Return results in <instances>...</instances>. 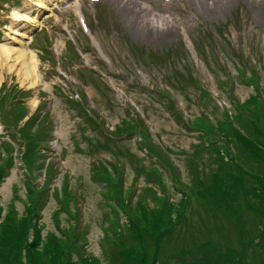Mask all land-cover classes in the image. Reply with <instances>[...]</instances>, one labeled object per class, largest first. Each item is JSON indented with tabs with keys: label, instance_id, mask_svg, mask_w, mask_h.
Segmentation results:
<instances>
[{
	"label": "rangeland",
	"instance_id": "rangeland-1",
	"mask_svg": "<svg viewBox=\"0 0 264 264\" xmlns=\"http://www.w3.org/2000/svg\"><path fill=\"white\" fill-rule=\"evenodd\" d=\"M254 95L264 102V0H0V264H109L129 218L170 196L182 213L165 239L175 249L157 245L165 262L223 255L236 264L245 250L250 264L264 260L255 240L264 221L249 209L261 202L222 186L230 169L245 188L263 176L264 163L243 161L234 137ZM101 126L130 136L107 143ZM104 165L115 189L118 173L128 187L111 207ZM59 229L76 250L70 261L51 249ZM132 248L121 264L142 255L137 239Z\"/></svg>",
	"mask_w": 264,
	"mask_h": 264
},
{
	"label": "trees",
	"instance_id": "trees-1",
	"mask_svg": "<svg viewBox=\"0 0 264 264\" xmlns=\"http://www.w3.org/2000/svg\"><path fill=\"white\" fill-rule=\"evenodd\" d=\"M168 54L171 55L170 52H168ZM182 88H185V87L182 86ZM260 98L261 96L256 95V96L251 97L249 101L243 103V104L249 103L251 99H253L254 101V103H252L251 106H249L250 103L247 105L249 106L247 107L248 109H244L241 107L242 109H244L242 114L245 115L243 118L244 119L243 125L246 131L244 132L240 130L234 131V137H235L236 142H238V148L239 150H241V152L244 154V157L246 158V160H243V161L248 160L252 162L253 160H256L260 163H264V129L263 128L261 129L259 127V121H260V125L263 123V127H264V104H263V101L260 100ZM243 104H241V106ZM171 108L173 109V106H171ZM25 117L26 116H24L23 118ZM28 125L29 123L25 125V127L23 128L24 131L28 129L27 128ZM123 133H125V131ZM35 137H36L35 135L30 134V136L23 138L24 142L27 143V147L31 145V147H28V148L33 149L35 147L33 145V143L36 142ZM108 142L110 141L108 140L107 143ZM31 155L32 154H29V152L26 153V157L28 158H31ZM113 158H115V156H113ZM130 160L131 162L135 161L132 158H130ZM231 161H234V159L232 158ZM109 165L111 166L112 170L116 171L112 164L109 163ZM102 170H103L104 187L105 188H107L108 186L112 187L110 192L107 191V193H110V195L106 194V197L108 198L106 204H108L109 207H111L114 202H118V200L120 199L122 200L124 196L126 198L127 193H128L127 191L128 187L125 185L123 186L122 181L120 179L121 174L118 173L117 178L115 180L117 183L116 185H118V187L117 189H115V185L113 184V182L110 181L108 178L106 179V177L110 176V170L108 166L104 165L102 167ZM230 171L228 173V176L231 177L230 184L228 185L223 184L222 186L225 187L226 189H238L239 195L241 194V197L249 199L251 195L253 198V201L256 200L258 202H261V204L259 203L260 205H258V207L257 206L250 207L249 209L251 211V214L253 213L254 216L259 217L264 221V169H262L261 171V175H263L261 179L255 178L254 180L250 178L251 182L257 181L258 182L257 186L259 187L255 186L256 183H254L255 185L254 186L251 185L249 186V188L241 187L240 181H238L239 177L234 176V175L232 177L230 174ZM1 175H2V171H1ZM230 187H233V188H230ZM176 189L179 191L178 188ZM29 193H31L32 195L35 194V193H32L31 190H29ZM180 193L182 194L183 192H180ZM40 194L41 196L43 195L42 193ZM31 200L33 201V198ZM171 200L172 199L170 196L169 200H166L168 201V203L164 205L163 208L161 209H153L154 213L152 214L146 213L142 209L140 211V216L129 218L128 222L125 225L129 227V230L127 229V233H129L128 235L129 239L126 240V243L123 244V246L115 245L114 249H116L115 251L116 253L110 256L111 261L110 260L108 261L109 264H121L122 263L120 261L121 256L125 254L126 252L129 254L131 253L133 249L132 245L136 241V239L138 240L139 244L142 245L144 249L142 250V255L135 256L134 258L132 257L133 260L129 264H136L139 261L138 258L149 260L147 262H149L150 264H170L168 261L165 262L163 260L162 258L163 248L157 247V245H160V244L162 246L165 244L169 245L166 249L164 248L165 250L163 251L165 252L171 251V249H175L173 239L170 241H167L165 239L166 237L169 236L170 233L176 230L177 225H178L177 221L179 219V214H181L182 212H181V209L179 208L181 203L176 204L175 202L173 203ZM37 201L39 203V199L35 200L34 202H37ZM36 206H37V203H35V208ZM164 210L167 211L166 216H163ZM34 228L36 229V227ZM257 229L258 231H260V236L255 238V240H258V243L256 244L261 248L260 250L264 251V224L261 229L259 228ZM62 231L64 230L59 229L60 235L55 233V234L48 235V238H49V241L54 246L51 249L54 250L57 256L61 248L65 251L64 257L61 258L62 261L64 262L66 259L70 261L73 257H75L76 250H74L73 244L71 245V242H68L70 240L69 239L70 237H66V235H64L65 233L63 234ZM35 233L38 234L37 230L35 231ZM136 233H137V236L135 235ZM252 242H249V243H252ZM194 245H197V244H194ZM199 246H194L193 249L199 248ZM27 247L33 250L34 243H29ZM181 248L182 249H179L180 253L183 251L188 252V250H190V249L186 250L187 249L186 246H183ZM165 252H164V255H165ZM185 255L186 254H184L185 262L181 261L179 264H191L190 262L187 261V257ZM242 255H243L242 257L239 255V262H237L236 264H250V257L246 254V250L244 251ZM79 257H81V260L83 259L85 261L87 260L83 258L81 255ZM30 258H33V257L28 256L27 258L28 261ZM220 258H217V260H208L206 257H201L194 264H200L201 261L205 264H227L233 261V260L226 261L225 256L223 255ZM32 263L36 264L35 259L32 260ZM90 264H100V262L96 259H93L90 261ZM255 264H264V260H257Z\"/></svg>",
	"mask_w": 264,
	"mask_h": 264
},
{
	"label": "bare ground",
	"instance_id": "bare-ground-1",
	"mask_svg": "<svg viewBox=\"0 0 264 264\" xmlns=\"http://www.w3.org/2000/svg\"><path fill=\"white\" fill-rule=\"evenodd\" d=\"M35 2H37L36 4H34V6H39L40 8H45L46 9V5L44 4V3H39L38 1H35ZM37 4H39V5H37ZM131 7H136V8H138L137 7V5H135V4H131V3H128ZM45 7H44V6ZM125 10L126 11H128V12H132L133 11V9L131 10V9H129V8H127V7H125ZM141 13H143V11L141 12ZM25 18V19H24ZM19 19H21L22 21H25L26 23H31V24H35V19H32L31 17H29V16H27V15H21V17L19 18ZM31 63L32 64H34V68H33V71L36 69L35 67L37 66V61L35 60V58L34 59H32V61H31Z\"/></svg>",
	"mask_w": 264,
	"mask_h": 264
}]
</instances>
